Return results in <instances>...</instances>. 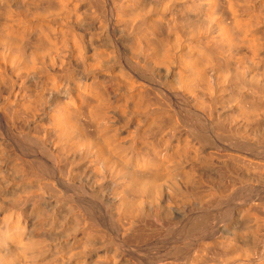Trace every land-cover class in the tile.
Segmentation results:
<instances>
[{"label": "bare ground", "instance_id": "6f19581e", "mask_svg": "<svg viewBox=\"0 0 264 264\" xmlns=\"http://www.w3.org/2000/svg\"><path fill=\"white\" fill-rule=\"evenodd\" d=\"M79 1L0 0V264H100V257L102 264H134V242L148 244L162 236L157 221L170 216L172 201L164 197L166 186L179 187L192 199L205 192L223 197L221 188L211 186L201 195L206 179L198 168L227 164L214 158L220 145L213 138L246 150L264 146V0H81L85 14ZM108 22L130 31L125 60L103 32ZM48 30H63L65 37L52 42ZM226 90L237 104L224 114ZM179 100L190 102L192 115L183 117ZM45 124L46 131L34 129ZM134 124L140 125L138 132ZM12 135L15 146L6 139ZM231 146L224 148L231 153ZM36 152L48 154L57 169L64 162L75 168L88 158L92 177L128 175L121 197L105 196L112 205L107 212L102 193L88 191L70 176L73 192L61 200L67 209L60 210L62 203L60 208L44 197L55 169L43 158L26 156ZM239 174L246 183L258 181ZM190 183L198 185L196 190L188 189ZM10 189L16 192L8 199ZM257 216L247 229L251 245L239 249V232L221 237L224 253L220 259L213 254L219 264H264L263 251L259 257L264 217ZM198 225L186 227L187 233ZM198 254L186 264L209 261Z\"/></svg>", "mask_w": 264, "mask_h": 264}, {"label": "rangeland", "instance_id": "374dc122", "mask_svg": "<svg viewBox=\"0 0 264 264\" xmlns=\"http://www.w3.org/2000/svg\"><path fill=\"white\" fill-rule=\"evenodd\" d=\"M81 1V0H80ZM80 1H79V6H81V10H84V14L86 13V9H84V8H86V3L85 2H81L80 3ZM145 1V0H144ZM145 2H147V1H145ZM83 3V4H82ZM143 5H146V3H144ZM83 12V11H82ZM88 13V12H87ZM80 14H81V11H80ZM79 15V14H78ZM155 23H159V22H155ZM92 25V24H91ZM90 25V26H91ZM104 26L105 27H107V28H104ZM103 26V32H105V34L107 33V36L109 35V38H110V40H111V42H112V45L115 47V48H117L120 52H121V57H122V60H125L127 57H128V54H129V50H130V47L131 46H128V45H130V36L128 35L129 34V30L128 29H123V28H117L114 24H113V22H108L106 25H104ZM107 29V30H106ZM115 29V30H114ZM118 29V31H116ZM129 32H128V31ZM49 31V30H48ZM55 31H57V30H50L49 31V39L53 42V40L55 41V43H56V41H58L59 39H61L60 41H58V42H61L62 41V39H63V37H65V32L63 31V30H58L57 32H55ZM108 31V32H107ZM116 31V32H115ZM120 31V32H119ZM124 31V33H122ZM119 32V33H118ZM61 34V35H60ZM63 35V36H62ZM100 37V38H99ZM98 38L100 39V40H103V36L101 35V36H99ZM102 37V38H101ZM129 43V44H128ZM128 51V52H127ZM126 62H128L127 60H126ZM157 81H155V83H156ZM225 92H229L228 94L227 93H224V92H222V94H226V95H229L228 97L225 95L224 97L226 98V100H227V105H229V106H227V105H225L224 106V109L222 108H220V110H222V113H227V111H230V108L232 109L237 103H233V102H235L234 100H233V102H232V97H230V94L232 93V91L231 90H226ZM221 94V95H222ZM230 100V102H228L229 100ZM187 101V100H186ZM184 101V100H179L178 101V103H177V107H178V109L180 110V112H181V114L183 113V117H185L186 118V115L187 116H190V115H192L191 114V112H194V110L192 109V107H191V105H190V102L189 101ZM228 103H230V104H228ZM233 103V104H232ZM231 106V107H230ZM226 107V108H225ZM229 107V108H228ZM117 114H119V113H117ZM123 117V115H116L115 116V118H117V117ZM121 117V119L119 118V119H117V120H119V121H123L124 120V117L122 118ZM191 122V121H190ZM188 123H189V121H188ZM192 123V122H191ZM139 125V124H138ZM137 124L135 125L134 124V127L135 128H137V131H134V132H138V129H140V128H138L137 126H138ZM26 127H28L27 126V124H26ZM35 127V126H34ZM139 127H140V125H139ZM13 128H16V129H19L20 130V127H14L13 126ZM47 125L45 124L44 126H36L34 129H36L37 131H41V132H43L44 130L46 131L47 130ZM129 128H131L130 126H129ZM134 128V129H135ZM22 129V128H21ZM132 129H133V126H132V128H131V131H132ZM185 129H186V127L184 128V129H182L181 130V132H183V130L185 131ZM187 130V129H186ZM22 131V130H21ZM184 133V132H183ZM14 138H15V135H12V136H10V137H7L6 139L8 140V142H9V144L10 145H12V146H15V142H14ZM127 140H129V141H127V142H130V139L129 138H127ZM220 140V139H219ZM217 138H213V142H214V145L216 146V145H220L219 146V149L220 150H218V152L216 153V154H218V155H214V158L215 157H219L218 159H217V161L220 163V161L222 162H225V161H227V164L225 165V163H223L222 162V164H224L225 165V168L223 167V165H221V166H218V165H216V167H215V165L213 164V166L214 167H211V166H208L209 168H211V169H209L208 167H200V168H198V170L199 171H201L200 169L202 168V171L204 172V174H203V172H199V173H201V175H203V178L205 177V179H206V181L207 182H209V183H206V181H205V184L204 185H202V187H203V189L201 190V186H199V188H200V190L202 191V193H201V195H205V193H206V195L204 196V197H202L201 199H198V197L197 196H192L193 197V199L191 198V197H189V198H191V201H190V199L185 195L184 196V193H183V191L184 190H182V192H181V189H179V187H177V188H175L174 187V190H172L171 191V189H173V187H172V185H170V188H169V185L168 186H166L169 190H167V192L166 193H168V194H170V195H167L166 193H165V196L164 197H170V198H172L171 200V203H169L170 205H171V208H172V210H171V208L168 206V208H169V210H170V216L169 217H167V219H165L164 217V220H159V221H157V224L159 225L158 227H160L159 229H161L160 231H161V233H160V231L158 232V233H160V235H162V236H156L155 238H153L152 240H151V242L150 243H138V242H134L135 243V245H134V264H139L140 262V264H175V262H176V264H186V263H188L192 258H194V257H199V254L198 253H201L200 255V257H204L203 259L206 261V260H208L209 259V261H211L210 263H214V264H219V262L220 261H218L220 258H221V256L223 255V251L224 250H222L223 248H220V247H222V246H220L221 245V237L222 238H232L233 237V235H236L238 232L240 233H238L239 235H240V241L238 242V245H239V249L240 250H242V247L244 248V245L246 244V245H251V241H252V233L250 234V232L252 231V230H247L248 228H250L251 229V226L252 227H254V225H255V221L253 220L254 218L252 217V216H255V213H256V216L257 215H259L260 217H258V218H261V216L262 217H264V176H262V174L264 175V146L263 145H261L260 147H257V148H255V149H250V150H246V148H244V147H242V145L243 144H241V145H238V147H235V146H231V145H229L228 143H223V141H219ZM212 142V143H213ZM131 143V142H130ZM129 143V144H130ZM128 144V143H127ZM206 144H208V143H206ZM225 145H227V146H231V148H232V150L231 151H233V152H231L230 153V149L228 148V150L226 149L225 150ZM207 146V147H206ZM205 147V149L206 150H209V149H207V148H209V146H211V145H206ZM221 147V148H220ZM218 148V147H217ZM224 148V149H223ZM1 149L3 150L4 149V147L2 148L1 147ZM5 149H6V147H5ZM6 151H8V148L6 149ZM224 151V152H223ZM228 151V152H227ZM4 153L5 154H2L3 155V158L5 159V162L7 163V161H8V159H9V152H5V150H4ZM7 153V154H6ZM43 154V155H42ZM45 154L46 153H40V152H36V154H34V153H32V155L31 154H27L26 156H29V157H31V156H33L32 158H43L42 160L43 161H45V163H47L48 165V167L49 168H51V170H54L55 169V171H53V176H54V178H53V180L51 181V183H50V185H48L47 186V190H45L44 191V197H47L46 198V200L47 199H51L50 201H53V202H56L57 204H59V207L61 208L62 207V205H64L60 210H62V209H64V210H66L67 208H66V203H65V201L66 200H64L63 202L61 201V200H63L64 198L65 199H67L68 197H69V195H71V193L73 192V190L71 191V189L73 188L72 186H69V185H72L71 183V181H69V179H70V176L75 180V183L77 184V185H80V186H84V187H86L87 188V190L88 191H95V192H98L99 194L100 193H102L101 195H102V197L105 199H103V198H101L102 200H104L105 201V203H104V205L106 206V207H104V209H106L107 210V208H109L110 207V209H111V206H108L110 203H108L109 202V199L111 200L112 198L113 199H115V200H117L118 201V199L121 197V192L119 191V188L122 186V183L123 182H125V177L126 176H124L123 178L122 177H119V176H116V175H114V176H105V175H103L104 176V178H101V179H98V178H100L101 176H99L98 178H95L94 176L92 177V175H90L91 173L89 172L90 170L89 169H91L92 168V164H91V161H89V159L88 158H84L79 164H78V166H76L75 168H72V167H70L69 166V164H67V163H63L62 165L63 166H59L58 167V169H57V164H55L56 165V167H55V165H54V161L52 160V159H50L51 157H49V155L48 154H46V156H45ZM135 154V153H134ZM220 154V155H219ZM230 154V155H229ZM231 154H233V155H231ZM236 154H238L237 156H236ZM5 155V156H4ZM47 155H48V157H47ZM223 157H222V156ZM231 156V158L229 157V156ZM235 155V157L233 158L232 156H234ZM7 156V157H6ZM135 156V155H134ZM205 156L204 154L203 155H201V158H203V157ZM226 156H228V157H226ZM251 156V157H250ZM49 158V159H47V158ZM130 157V156H129ZM222 157V158H221ZM135 158V157H134ZM200 158V159H201ZM225 158H227L226 160H224ZM237 158H238V161H237ZM244 158V159H243ZM255 158V159H254ZM87 159V160H86ZM131 159V158H130ZM199 159V160H200ZM215 159V160H216ZM221 159V160H220ZM230 159V160H229ZM235 159V160H234ZM241 159H242V161H241ZM50 160V161H49ZM52 160V161H51ZM220 160V161H219ZM232 160H233V162H232ZM244 160V161H243ZM256 160V161H255ZM4 161V160H3ZM241 161V162H240ZM252 161V162H251ZM54 162V163H53ZM229 162V163H228ZM238 162H240V163H238ZM252 164H251V163ZM53 163V164H52ZM85 163V164H84ZM135 163V162H134ZM235 163V164H234ZM236 163H238V164H236ZM245 163H246V165H245ZM258 165H257V164ZM199 164H200V162H199ZM232 165L231 167L233 168H231L229 165ZM241 164H242V166H241ZM253 164H255V165H253ZM263 164V165H262ZM236 165V166H235ZM249 165V166H248ZM68 166H69V169H68ZM136 165H134V170H136L137 172H139V171H141V169H139V171H138V168H136L135 167ZM227 166V167H226ZM228 166L232 169L231 171L234 173V168H235V170L237 169L238 170V172H237V170H236V173L237 174H233L232 172H229V170H230V168H228ZM244 166H246V167H244ZM253 166H254V168H253ZM257 166H259V167H257ZM260 166H261V168H260ZM61 167V168H60ZM64 167V168H63ZM65 167H67V169L65 168ZM87 167H88V171H87ZM89 167H91V168H89ZM128 167L129 166H127V169H128ZM219 169H218V168ZM223 167V168H222ZM241 169H240V168ZM249 167H251V169L249 168ZM255 167H256V170H255ZM84 168V169H83ZM129 168H132V167H129ZM206 168V169H205ZM207 168H208V170H207ZM214 168V169H213ZM215 168L217 169V170H215ZM226 168H227V170H226ZM246 170H245V169ZM260 170H259V169ZM66 169V170H65ZM224 169H225V172L227 171V173L225 174V172H224ZM248 169V170H247ZM262 169H263V171H262ZM58 170L61 172V173H58ZM62 170V171H61ZM77 170V171H76ZM129 170V169H128ZM206 171V173H205V171ZM211 170V171H210ZM223 170V171H222ZM252 170H254V171H252ZM260 171V172H257V171ZM67 171V172H66ZM81 171V172H80ZM83 171H84V173H83ZM218 171V172H217ZM222 171V172H221ZM243 171V172H242ZM257 172V173H254V172ZM262 171V172H261ZM91 172H92V169H91ZM210 174H209V173ZM213 172V173H212ZM215 172L216 173H218V174H215ZM245 172V173H244ZM89 173V174H88ZM208 173V174H207ZM220 173H222V174H220ZM228 173H230V174H228ZM239 173H242V174H246V175H248L249 176V178L251 179V177L252 178H254L255 180H258V181H253L252 179V181H250L249 183H248V180H247V183H246V181H244V180H240L239 179V177H240V174ZM251 173V174H250ZM258 173H260V174H258ZM262 173V174H261ZM56 174V175H55ZM62 176H61V175ZM82 176H81V175ZM85 174H87V175H85ZM92 174L93 175H95L93 172H92ZM207 175V178H206V176H204V175ZM211 174H214V176L213 175H211ZM239 174V175H238ZM257 174V175H256ZM60 177H59V176ZM90 175V176H89ZM210 175V176H209ZM216 175H217V177H216ZM219 175V176H218ZM222 175V176H221ZM226 175V176H225ZM229 175H231L232 177H230ZM238 175V176H237ZM251 175V176H250ZM261 177H260V176ZM57 176V177H56ZM63 176H65V177H63ZM74 176H75V178H74ZM80 176V177H79ZM89 176V177H88ZM224 176H225V178H224ZM68 177V178H67ZM88 177V178H87ZM127 177H128V175H127ZM126 177V178H127ZM210 177H212V179H210ZM257 177L259 178V179H257ZM263 177V178H262ZM60 178V179H59ZM78 178H79V181H78ZM88 180V182H87V180ZM91 178V179H90ZM106 178V179H105ZM108 178V179H107ZM164 178H166V176H164ZM162 179V181L164 182V180H166V179ZM232 178V179H231ZM241 178V177H240ZM64 179V180H63ZM66 179V180H65ZM77 179V180H76ZM82 179V180H81ZM93 179V180H92ZM98 179V180H97ZM178 179V178H177ZM214 179V180H213ZM261 179V180H260ZM89 180H90V182H92V183H90L89 182ZM96 181V182H93V181ZM168 180V179H167ZM166 180V181H167ZM213 180V181H212ZM226 180V181H225ZM230 180H231V182L232 183H230ZM235 180V181H234ZM237 180V181H236ZM260 180V181H259ZM55 181V182H54ZM64 181H66V182H64ZM161 181V182H162ZM210 181H211V183H210ZM214 181H215V183H214ZM218 181V182H217ZM220 181V182H219ZM224 181V182H223ZM229 181V182H228ZM53 182V183H52ZM222 182V183H221ZM227 182V184H225ZM238 182V183H237ZM243 182H245V184H243ZM252 182V183H251ZM80 183H82V185L80 184ZM87 183H88V185H87ZM90 183V184H89ZM212 183H213V185L214 186H212ZM229 183V184H228ZM236 183V184H235ZM91 184H93V188L91 187ZM94 184H97V186L96 185H94ZM179 184V183H178ZM194 183H190V184H188L189 185V188L188 189H192V190H196V189H194L195 188V186H197L198 187V185H193ZM208 184V185H207ZM210 184V185H209ZM233 184H234V186L236 187V188H232L231 186H233ZM87 185V186H86ZM187 185V186H188ZM205 185H207V186H205ZM220 185V186H219ZM229 185V186H228ZM239 185V186H238ZM53 186V187H52ZM95 186V187H94ZM180 186V185H179ZM190 186H192V187H190ZM208 186H211V187H214V188H219V190H220V188H221V190L223 191V197L220 195L219 197L217 196V198L214 196V198H213V196L211 197V196H209L210 194H208L207 192H205L207 189V187ZM217 186V187H216ZM219 186V187H218ZM222 186H223V188H222ZM227 186V187H226ZM233 186V187H234ZM92 189H91V188ZM165 187V188H166ZM181 187V186H180ZM206 187V188H205ZM16 188V187H15ZM15 188H13V190H16ZM101 188V189H100ZM182 188V187H181ZM184 188V187H183ZM20 188H18L17 189V192H18V190H19ZM49 189H51V190H49ZM53 189H54V191H53ZM97 191H96V190ZM177 189V190H176ZM190 189V190H191ZM205 189V190H204ZM223 189H228L227 191H228V193L226 192V190H223ZM231 189H233V190H231ZM11 191H12V189H10ZM10 190H8L7 192H6V195H7V197H8V195H11V194H13V192L15 193L16 191H12V192H10ZM60 190V191H59ZM180 190V193H178L177 191H179ZM220 190V191H221ZM229 190H231L232 192H230ZM48 191V192H47ZM52 193V194H50V192ZM165 191H166V189H165ZM205 193H204V192ZM239 193H238V192ZM58 193V195H60L59 197H58V195H57V193ZM105 192V193H104ZM174 192H175V194H174ZM9 193V194H8ZM56 193V194H55ZM60 193V194H59ZM62 193H64V196L62 195ZM178 193V194H177ZM227 193V194H226ZM230 193V194H229ZM103 194H105V195H103ZM177 194V195H176ZM208 194V195H207ZM225 194V195H224ZM229 194V195H228ZM86 195V194H85ZM85 195H84V197H85ZM100 195V196H101ZM167 195V196H166ZM173 195V196H172ZM183 195V196H182ZM200 195V196H201ZM62 196V197H61ZM87 197L86 198H90V196L88 197V195H86ZM107 196H109V199L108 200H106V197ZM176 196H178L179 198H180V196H181V200H179L178 199V197H176ZM199 196V195H198ZM207 196V197H206ZM225 196H226V198H225ZM55 197V198H54ZM175 199H174V198ZM197 197V198H196ZM235 197V198H234ZM255 197V198H254ZM10 198V196L8 197V199ZM108 198V197H107ZM210 200H209V199ZM216 198V199H215ZM219 198H221V199H219ZM224 198V199H223ZM163 199H165V198H163ZM187 199L188 201H190V202H186L185 200ZM204 199L206 200V201H204ZM213 199V200H212ZM217 199H219V200H217ZM166 200V202H167V200H168V198H166L165 199ZM165 200H164V202H165ZM182 200H183V204L181 203L182 202ZM192 200H193V202H192ZM195 200V201H194ZM201 200H203L204 202H202ZM209 200V201H208ZM224 202H223V201ZM8 201V200H7ZM103 201V202H104ZM106 201H107V203L108 204H106ZM175 201V202H174ZM177 201H179V202H177ZM181 201V202H180ZM208 201V202H207ZM210 201H211V203H210ZM216 201V202H215ZM111 202V201H110ZM165 202V203H166ZM177 202V203H176ZM206 202V203H205ZM252 202V203H251ZM61 203H62V205H61ZM173 203V204H172ZM179 203V204H178ZM187 203V204H186ZM191 203V204H190ZM200 203V204H199ZM206 205H205V204ZM209 205H208V204ZM256 203V204H255ZM175 204V205H174ZM178 206H177V205ZM248 204V205H247ZM253 204V205H252ZM185 205V206H184ZM187 205H189V206H187ZM199 205V206H198ZM262 205H263V207H262ZM173 206V207H172ZM234 206V207H233ZM259 206V207H258ZM28 207L30 208V205H28ZM27 207V208H28ZM180 207V208H179ZM255 207V208H254ZM113 208V207H112ZM148 208V207H147ZM176 208H178V209H176ZM250 208H252V210H249ZM103 209V210H104ZM110 209H108L107 210V212L109 211L110 212ZM151 208H149L148 210H150ZM206 209V210H205ZM262 210L261 212L259 211V210ZM112 210V209H111ZM179 210H181V211H179ZM244 210H247V212H245ZM254 210H255V212H254ZM259 212H258V211ZM105 211V210H104ZM172 211V212H171ZM231 211V212H230ZM250 211L252 212V214L250 213ZM257 211V212H256ZM177 212V213H176ZM235 212V213H234ZM241 212H243V216H241L242 215V213ZM181 213V214H180ZM247 213V214H246ZM103 214V216H105V218H106V221H107V223L109 224V219L107 218V216H109V214H105V212L104 213H102ZM241 214V215H240ZM252 217H250V216ZM175 216H176V218H175ZM177 216H178V218H177ZM238 216V217H237ZM248 216V217H247ZM171 217V218H170ZM245 217V218H244ZM246 217H247V220H245L246 219ZM252 219H250V218ZM170 218V219H169ZM205 218H207V219H205ZM238 218H240V219H238ZM242 218V219H241ZM244 218V219H243ZM249 218V219H248ZM200 219V220H199ZM262 219H264V218H262ZM175 220V221H174ZM202 220V221H201ZM242 220V221H241ZM250 220V221H249ZM137 221V220H136ZM136 221H134L135 223H137ZM167 221H169V222H167ZM173 221V222H172ZM204 221V222H203ZM241 221V222H240ZM159 222V223H158ZM172 222V223H171ZM179 222V223H178ZM201 222V223H200ZM250 222H253L252 224L250 223ZM135 223H134V225H135ZM163 223H164V225H163ZM167 223H169V224H167ZM192 223H198L199 225L196 227V229H195V232H191V233H187V231H186V227H188V226H190V225H192ZM244 223V224H243ZM248 224L247 226H244V225H246V224ZM156 224V223H155ZM238 225V226H237ZM241 225V226H240ZM250 225V226H249ZM134 227H136V226H134ZM156 227H157V225H156ZM157 227V228H158ZM174 227V228H173ZM238 228V230H237V228ZM242 227H246V229H243ZM135 229V228H134ZM240 229H243V230H240ZM244 230H246V231H248L249 233H248V235H247V232L246 231H244ZM165 231V232H164ZM241 231V232H240ZM223 232V233H222ZM245 234H244V233ZM163 233H165V234H163ZM225 233V234H224ZM235 233V234H234ZM242 233V234H241ZM244 235V236H243ZM246 235V236H245ZM250 236V237H249ZM176 237V238H175ZM243 237V238H242ZM216 238V239H215ZM230 238V239H231ZM241 238H242V241H241ZM245 239V240H244ZM214 241H215V243H214ZM211 244H210V243ZM241 242V243H240ZM248 242V243H247ZM139 245H138V244ZM240 243V244H239ZM244 243V244H243ZM146 244V245H145ZM204 245H207V246H204ZM217 245V246H216ZM241 245V246H240ZM243 245V246H242ZM245 245V246H246ZM212 246V247H211ZM216 246V247H215ZM145 247V248H144ZM180 247V248H179ZM203 247H205V249L207 248V250H205ZM218 247H219V249H218ZM262 248H264V243L262 244V246H261ZM260 247V255H259V257L261 256H263L262 255V251H263V253H264V249L262 250V248ZM198 248H199V250H198ZM203 248V249H202ZM208 248H210V249H208ZM213 250H212V249ZM216 248V249H215ZM202 249V250H201ZM239 249H238V252H240L239 251ZM210 250H212V252L210 251ZM220 250V251H219ZM145 251V252H144ZM198 251V252H197ZM200 251V252H199ZM215 251V252H214ZM166 252V253H165ZM180 252V253H179ZM205 252V253H204ZM209 252H211V253H209ZM216 252H220V253H216ZM222 252V253H221ZM175 255H174V254ZM178 255H177V254ZM216 253V254H215ZM209 254V255H208ZM213 254L215 255L214 257L215 258H219L218 256H220V258L219 259H215V258H213ZM174 255V256H173ZM198 255V256H197ZM204 255V256H203ZM206 255V256H205ZM218 255V256H217ZM194 256V257H193ZM209 257V258H208ZM212 257V258H211ZM157 258V259H156ZM181 258V259H180ZM206 258V259H205ZM161 261H160V260ZM170 259V260H169ZM98 262H100V264H102L103 262H105V260L103 261V257L101 258H97L96 259ZM157 260V261H156ZM213 260V261H212ZM96 261V262H97ZM209 261L207 262L206 261V263L204 262V261H202L204 264H207V263H209ZM216 261H218L217 263H216ZM201 262V263H202ZM202 263V264H203Z\"/></svg>", "mask_w": 264, "mask_h": 264}]
</instances>
